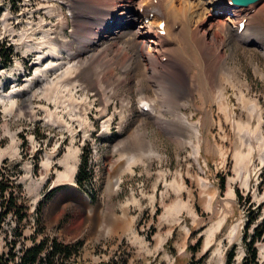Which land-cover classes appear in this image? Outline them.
I'll return each instance as SVG.
<instances>
[{
    "label": "rangeland",
    "instance_id": "1",
    "mask_svg": "<svg viewBox=\"0 0 264 264\" xmlns=\"http://www.w3.org/2000/svg\"><path fill=\"white\" fill-rule=\"evenodd\" d=\"M0 7V43L8 47L2 52L12 58L0 69V183L8 188L0 193V216L11 196L23 214L20 219L12 210L2 217L0 252L18 254L54 238L70 246V264H97L115 253L127 254V264H224L234 244L239 263L248 216L264 223V55L258 41L227 40L220 53L233 75L205 59L207 99L200 102L196 93L176 100L168 87L171 107L155 109L152 121L139 107L140 96L154 104L166 96L151 88L138 93L140 76L115 93L85 80V68L71 61V76L48 72L47 81L38 82V70L44 73L53 61L49 53L58 46L65 61L82 45L80 35L75 28L73 40L66 36L63 10L49 0H0ZM252 20L250 33L264 39L262 10ZM195 46L200 49L199 41ZM186 53L194 59L193 46ZM118 68L114 73L123 75ZM183 89H190L189 81ZM11 91L20 93L5 98ZM83 160L90 171L87 190L74 179ZM193 245H199L194 255ZM256 248L257 264H264V232Z\"/></svg>",
    "mask_w": 264,
    "mask_h": 264
},
{
    "label": "bare ground",
    "instance_id": "2",
    "mask_svg": "<svg viewBox=\"0 0 264 264\" xmlns=\"http://www.w3.org/2000/svg\"><path fill=\"white\" fill-rule=\"evenodd\" d=\"M87 1H70L72 9L76 10L74 14L72 13L76 16L73 18L77 20V25L74 23L73 30L76 28L82 45L77 48L76 52H69L65 61L60 60L63 57L57 50L58 46L54 48L49 56L55 62L52 61L46 65L47 69L44 68L46 74L38 70L39 74L41 73V76L37 78L38 82L41 79L46 80L48 72L57 73L59 76L69 73V70L74 72V69H70L71 61H73V68L76 65L81 66L80 64L85 68L82 70L85 80H95L102 89L109 88L115 93L131 77L137 79L140 76L135 85L138 93L142 94L144 89L151 88L166 96L162 95V98L158 99L155 104L150 103L151 98L148 95L147 99L140 96L139 103L141 106L148 107L145 113L152 121L157 119L155 109L171 107V100L166 94L168 87L174 89L176 100L191 98L196 93L198 94L197 100L200 102L207 99L209 79L205 59L208 65L217 62L218 69L225 67L230 75H233V70L225 63L224 54L226 53L223 55L220 53L227 40L235 39L245 43L258 41L264 55V39L250 33L254 32L253 16L261 10L264 16V0H257L255 1L257 4L253 3L247 7H235L231 5L230 0H156V4H153L152 0H97L96 2L93 0L95 3ZM148 6H153L154 13L149 20H146L143 15ZM85 8H90V10L84 12ZM131 9L133 11L125 16V11ZM85 13L87 16L81 15ZM88 14L91 16L90 19H88ZM123 17H125L124 20L121 19ZM243 17H247L245 26L238 31V23ZM63 21L66 22L65 19ZM161 21H164V35L158 32ZM206 22H208L206 26L201 27ZM123 24L127 29L122 26ZM212 29L214 32L208 38ZM93 33L96 35L92 38L94 41L86 45V41ZM103 38L107 41L101 43L97 41ZM196 41H199L200 49L195 46ZM189 45L194 48V59L191 58V60L187 59L186 53ZM83 53L87 55L80 57ZM157 56L158 61L155 59ZM162 58L165 61H162ZM181 59H186L190 65L182 62ZM63 66L66 67L61 69ZM117 67H119V74L123 75L114 73ZM189 68L194 70H189ZM69 74V76L72 75ZM188 81L190 89L187 91L183 87H187ZM32 83L35 82H31L30 87ZM156 92L152 98L156 97ZM19 93L11 91L5 98L10 99ZM184 103L188 105L189 101L182 102L181 106H186ZM184 118L183 120L187 122ZM146 124L144 122L139 128L142 136L146 135ZM139 140L145 141L143 137ZM117 185L115 184L114 187L116 188ZM83 199L84 202L87 201Z\"/></svg>",
    "mask_w": 264,
    "mask_h": 264
},
{
    "label": "trees",
    "instance_id": "3",
    "mask_svg": "<svg viewBox=\"0 0 264 264\" xmlns=\"http://www.w3.org/2000/svg\"><path fill=\"white\" fill-rule=\"evenodd\" d=\"M0 7V11H1ZM3 44H0V68L5 67L11 61V55L2 52ZM7 48H5L6 51ZM86 160L80 162L77 166V170L74 176L76 184L81 189L84 188L83 185L88 182L90 177V171L86 169ZM224 178H221V191L224 190ZM5 184L0 183V193L4 194L7 190ZM237 199L242 198L238 189H235ZM10 197V196H9ZM15 209V203L13 198L7 201L4 205V211L0 216V222L2 217H4L9 212ZM14 213H19V218L23 217V214L17 209L13 211ZM256 215H249L245 222V230L242 236V243L244 246V255L241 258V261L237 264H257V248L256 243L261 239L264 232V223L260 222L255 224ZM254 226V227H253ZM251 228V232L248 233V229ZM200 237L196 243H199ZM199 245L189 246V250L192 255L198 251ZM73 252L68 244L61 243L56 239H41L37 243H33L28 247L22 248L18 254L0 252V264H70L69 260L71 259ZM235 256V245L232 244L225 252L224 264H234ZM128 255L115 253L107 260H102L97 264H127ZM191 260H188V264Z\"/></svg>",
    "mask_w": 264,
    "mask_h": 264
},
{
    "label": "water",
    "instance_id": "4",
    "mask_svg": "<svg viewBox=\"0 0 264 264\" xmlns=\"http://www.w3.org/2000/svg\"><path fill=\"white\" fill-rule=\"evenodd\" d=\"M236 4L247 5L248 3L257 1V0H233Z\"/></svg>",
    "mask_w": 264,
    "mask_h": 264
},
{
    "label": "crops",
    "instance_id": "5",
    "mask_svg": "<svg viewBox=\"0 0 264 264\" xmlns=\"http://www.w3.org/2000/svg\"><path fill=\"white\" fill-rule=\"evenodd\" d=\"M179 253H182V251H180ZM174 259H175V260L177 259L176 256H174Z\"/></svg>",
    "mask_w": 264,
    "mask_h": 264
}]
</instances>
